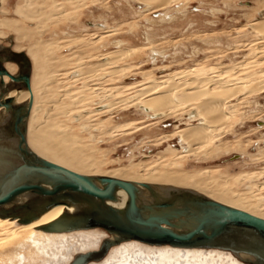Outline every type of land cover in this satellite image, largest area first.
I'll list each match as a JSON object with an SVG mask.
<instances>
[{
    "label": "rangeland",
    "instance_id": "rangeland-1",
    "mask_svg": "<svg viewBox=\"0 0 264 264\" xmlns=\"http://www.w3.org/2000/svg\"><path fill=\"white\" fill-rule=\"evenodd\" d=\"M23 6L30 9L27 17L18 14ZM148 7L140 0H1L2 46L25 53L32 73L36 63L29 51L42 44H52L54 64L67 62L50 73H57L61 83L45 87H58L54 95L48 90L49 97L57 96L52 106L56 115L47 118L42 107L50 101L38 94L28 139L57 121L60 131L65 128L82 140L79 146L94 161L95 173L128 169L131 178L144 180L150 167L197 175L202 186L194 190L208 196L228 192L264 217V28H257L264 23V0H159ZM19 72L18 66L14 75ZM170 73L176 83L164 86L179 83L180 90L174 89L173 98L179 101L177 96L194 89L203 96L164 113L147 112L145 107H154V102L149 104L142 92L148 94L154 82ZM231 88L239 94L229 101ZM217 94L224 100L222 112L232 117L217 122L216 140L206 146L183 139L178 130L197 125L198 117L190 116L203 102L219 98ZM44 136L51 134L45 131ZM32 142L34 151L44 155ZM35 251L24 248L25 264H58ZM14 252V247L0 250V264H12Z\"/></svg>",
    "mask_w": 264,
    "mask_h": 264
},
{
    "label": "water",
    "instance_id": "water-1",
    "mask_svg": "<svg viewBox=\"0 0 264 264\" xmlns=\"http://www.w3.org/2000/svg\"><path fill=\"white\" fill-rule=\"evenodd\" d=\"M3 54L21 63V69L26 71L15 76L0 61V108L9 114L8 123L0 128V216L18 217L28 223L63 205L67 210L45 229L104 228L115 239L103 244L100 255L113 244L139 240L154 245L222 249L251 257L249 264H264L263 217L195 190L177 188L160 194L150 184L82 174L33 151L27 139L33 98L28 103L16 104L13 97H5L12 87L4 81L9 76L15 85L30 89L28 58L23 52L0 45V57ZM25 59L27 62L22 64ZM5 137L17 139V145L2 144ZM141 187L151 191L152 200L141 199ZM120 191L129 197L122 208L115 206ZM23 194H31V199L15 205ZM71 208L75 210L70 211ZM91 257L81 255L72 264H84Z\"/></svg>",
    "mask_w": 264,
    "mask_h": 264
},
{
    "label": "bare ground",
    "instance_id": "bare-ground-1",
    "mask_svg": "<svg viewBox=\"0 0 264 264\" xmlns=\"http://www.w3.org/2000/svg\"><path fill=\"white\" fill-rule=\"evenodd\" d=\"M140 1H146L149 7L151 5L153 6L154 4L159 2V0H140ZM0 3H1V0H0ZM29 10L30 9L28 7L23 6V7H20L17 11H18V14H20L21 16L27 17L28 15L26 13H28ZM0 13H1V10H0ZM34 16L35 15L31 13L29 17L33 18ZM2 21H5V20H2ZM259 23H261V21ZM8 26L11 27V24L8 23ZM259 27L264 28V23H261V25H259L257 28H259ZM258 31H259V29H258ZM5 47H7V46H5ZM54 51H55V49L53 48L52 44L51 45L50 44H47V45L42 44L40 46L34 47L33 49H30V51H29L30 56H31L32 60L36 63L35 64L36 65L35 70L33 71V73H32V69H31V87H30V89H28L27 87H24L22 85H15V82L9 76L4 77V81L6 82V84L11 85V87H12L5 97H13L15 99V103L18 105L28 103L30 101V99L33 98L30 116H29L28 121H27V139H28V124L30 122H32V120L34 122V119H35L34 111L37 110L36 109V103L40 102V101L39 102L36 101L38 99L37 98L38 94H41L40 97L45 98L43 100L50 101V102L45 103V106L42 107V110L46 111L45 113L48 116L47 118L50 117L53 119V116L56 115L55 111H58L55 109V111L53 110L54 114H52V106L54 107L53 104H56L57 98L55 99V97H57V96H55L53 98L51 96L52 94H50V97L52 99H49L50 97L48 94V92H49L48 90L50 89L49 88L50 86L47 87V88H49L48 90H46L45 87L49 83L53 84V85H55L54 83H58L57 77L59 75L56 77L55 76L57 74L56 73L53 76H51L50 73H51V71L56 72V71L60 70V68L64 67L66 65L65 63H67V62L63 61L64 59L63 60L59 59V61H56V63L54 64V62L51 61V59H52L51 56L53 55ZM0 61L2 62L3 65H4V62L6 63V66L5 65L4 66L13 75H14V72L16 71L17 67L19 66L20 72L15 76H18L20 73H24L26 71L25 68L21 69V65H20L21 63L19 64L16 62L18 64L17 65L15 63V61L11 60L9 57H7L6 54H3V56L0 57ZM25 62H27V59H25L24 63H22V64H25ZM28 62H29V59H28ZM106 62H108V61H106ZM29 65L31 68L32 64H30V62H29ZM84 68H86V67H84ZM87 68H89V67H87ZM70 69H71V67H70ZM91 70H93V69H91ZM61 71H62V69H61ZM77 71H79V70H77ZM190 71H192V70H190ZM68 72H66V73L68 74ZM115 73H116V71L114 72V74ZM174 73H176V72H174ZM90 74H91V72H90ZM97 75H96V77H97ZM99 75H101V74H99ZM170 75H171V73L169 74V76ZM80 76H83V75L81 74ZM88 76H91V75H88ZM174 76L175 75H172L162 82H159V81H157L158 83L154 82L155 85L151 89L148 88V90H149L148 94H145L144 92H142L146 97H149L148 99H146L148 103L154 102L153 103L154 107H148L149 105L147 107H145L147 112H149L150 109H153L154 113H155V111H157V112L159 111V113H164L166 109H168V110L169 109H175L177 106L182 105V103L184 104V102H183L184 100H193V99L200 97V95L202 94L201 93L202 90L200 89L201 94L199 93L200 94L199 95L198 94L199 89L198 90L194 89V91L192 90L191 92H187V93L183 94V96H177L180 99L179 101L176 99V97L173 98L174 89L176 92L180 91L177 89V88H179L177 86L179 83L175 84L176 82H175ZM181 76L182 75H180L179 77H181ZM77 77H75V78L78 79ZM183 77H181V78H183ZM219 77H221V76H219ZM81 78H83V77H81ZM84 79H86L85 75H84ZM173 81L175 82L173 84H175L176 87L175 88L172 87L171 89H169L171 87ZM216 81H218V80H216ZM220 81H221V79H220ZM211 82H210V84H211ZM60 83H58V84H60ZM168 83H171V84H169L170 87H169V85L164 86V84H168ZM217 83H219V82H217ZM208 84L209 83H207V85ZM221 84H222V82H221ZM150 85H152V84H150ZM165 87H168V88H166V90H165L164 89ZM209 87H212V86H209ZM236 87H238V86H236ZM194 88H196V87H194ZM198 88H199V86H198ZM215 88H216V86H215ZM56 89H58V87ZM56 89H54V88L52 90L50 89L52 91L53 95H54V93L55 94L57 93L55 91ZM204 89H205V87H204ZM232 89H235V88H231L230 95L227 97V99H230V98L233 99L237 93L239 94L238 90L232 92ZM181 90H183V88ZM224 90H226V88ZM206 91H208V89ZM239 91H240V88H239ZM1 92H2V88L0 87V94H1ZM184 92H185V89H184ZM212 92H214V91H212ZM214 93H216V92H214ZM180 94H182V93H180ZM180 94H178V95H180ZM217 95H215V96H217ZM97 96H98V94H97ZM201 96H203V95H201ZM137 97H139V96H137ZM203 98H205V97H203ZM221 98L223 99V97H221ZM87 99H89V98H87ZM222 99L220 100V96H219V98H213V99L207 100L203 103L201 102L202 106H201V108H199L201 110H199L197 114H192L190 116V117L197 116L198 120H199L198 124L197 125L190 124L192 126L178 130L181 133L182 138L185 140H189V141L193 142L194 144L197 143L199 145H206V146H208L210 143L214 142L216 140L217 136L219 135L216 133L217 134V136H216V134L214 133L216 130H219L217 122H220V121L222 122V120L230 118V116H231V115L228 116L227 113L224 114L222 112V110L224 108V102H223L224 100H222ZM232 99H230L229 101H231ZM198 100H201V99H198ZM58 101L59 100H57V102ZM133 101H135V100H133ZM43 102H45V101H43ZM77 102H78V100H77ZM58 103H60V102H58ZM37 105H39V104H37ZM142 105H143V103H142ZM37 108H38V106H37ZM55 108H57V107H55ZM36 114H37V112H36ZM207 115H210V116H207ZM8 117H9V114L6 112L5 108H0V128L2 126H4V124L8 123V121H9ZM85 117H83V118H85ZM81 118H82V116H81ZM43 119L44 118L42 116V120ZM191 120H193V119H191ZM44 121L45 120H43L42 122L44 123ZM56 122L57 121L50 122L49 124H46L43 128L47 134H48V132L51 134V137H50L51 139L49 137H48L49 139L44 138L45 137L44 136L45 131H43V130H41V132H39L37 134L35 133L37 137L34 136L32 138V140L28 139V144H29L31 149L33 148L32 149L33 151L36 148L34 147L35 145L33 144L32 141H34L40 147L41 151L44 153V155H40V154L39 155L50 160V161H52V162H55L57 164H60L62 166H65L71 170H74V171L82 173V174H88V175H93V176H109V177L120 178L123 180L133 181V182H136L139 184H150L154 188V190L160 194H168L169 192H171L177 188L194 190V187H198V185H199L197 175H188V174L177 173V172L171 173V171H168L167 173L166 172L163 173V172L158 171L156 169H154L155 171L154 170L152 171V169L150 167L145 168V172L147 170L149 175L144 180L131 178L133 175L130 174L128 169H121L119 172H117L113 175H103V174L100 175L99 173H95L94 169H93L94 168L93 165L95 164L94 161L92 160V158L90 156H87L85 154L84 150L79 146L80 143L78 141H81V143H82V140L81 139L79 140L78 138L72 136L71 132H69V130H67L65 128L62 129L63 127L61 128L62 130L60 131L61 125L59 123H56ZM17 141H18L17 139H10L9 140L8 138L5 137V139L2 141V144L9 145V146H16ZM194 149L195 148H193L191 150L193 151ZM229 150H231V149H229ZM229 150H227V151H229ZM171 152H173V150ZM178 152H180V151H178ZM186 152H188V151H186ZM168 154H170L169 150H168ZM186 154H183V155H186ZM171 156H173V155H171ZM166 157L167 156H162L161 158L163 159ZM98 163H96V165ZM161 166H163V165H161ZM199 186H202V184ZM196 192H199V191H196ZM199 193H201V192H199ZM201 194H203V195H205L211 199H214L216 201L227 204L229 206L240 208V209L246 210V211L254 214V212L252 210H250V209H252L251 207H248V205H245L243 203V201L239 200L238 198L231 197L230 195H228V192L227 193L221 192V193H218L217 195L212 194L210 196H208L204 193H201ZM117 196H118V198H117V202L115 203V206L120 207V208L124 207L126 205V203L128 202V199H129L127 193L124 191H120ZM151 197H152L151 191L148 190L147 188L141 187V199L144 201L145 200H152ZM30 199H31V194H23L18 198L17 202H15L14 204L15 205L16 204H23V203L28 202ZM12 206H14V205H12ZM66 210H67V208L63 205L51 208L48 211L40 214L37 218H35L34 220H32L31 222H28V223L21 222L20 218H18V217L0 216V228H1V231H0V250H2L3 248H6V249L12 248V247L15 248V252L13 253L14 256L11 257L12 264L15 261H18L19 264H25V262L28 260V258L24 252V248L27 246L33 247L34 250H36L38 253L46 255L49 259L55 260V262L58 264H72L79 256L85 255V254H90L92 257L89 261L85 262L84 264H249L248 260H250V258H251L245 254H236V253H233L231 251L216 249V248H189V247H179V246H173V245H154V244H149V243L142 242L139 240H127V241H123L120 243L113 244L104 254L100 255L99 252H100L103 244L108 240H114L115 239V236L113 234L109 233L104 228L97 227V228L79 229V230H73V231H61V230L57 229V227L54 226V227H50V229H45V227L47 225H49L50 223L57 220ZM69 210L74 211L75 209L71 208ZM254 215H256V214H254ZM257 216H259V215H257ZM37 252H36V255L38 254ZM50 252L52 254H50Z\"/></svg>",
    "mask_w": 264,
    "mask_h": 264
}]
</instances>
